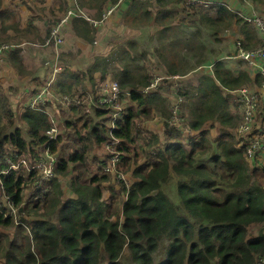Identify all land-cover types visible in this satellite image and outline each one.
I'll use <instances>...</instances> for the list:
<instances>
[{"label":"trees","instance_id":"trees-1","mask_svg":"<svg viewBox=\"0 0 264 264\" xmlns=\"http://www.w3.org/2000/svg\"><path fill=\"white\" fill-rule=\"evenodd\" d=\"M77 1L81 8L94 10L93 16L97 19L102 18L105 4L118 2ZM250 1L264 4V0ZM151 2L158 6L156 13L149 9L151 3L147 2L140 3L131 16L133 21L143 18L146 23L154 20L161 25L156 36L159 42L156 51L170 75L188 73L182 61L187 55L197 56V50L198 54L205 52L199 27L217 36L243 23L244 46L254 48L262 44L257 30L225 5L206 7L196 3L187 6L186 0ZM180 4L184 7L182 10L178 8ZM1 6L2 0L0 9ZM72 21L79 36L92 40L96 29L88 20L75 18ZM176 21L178 25L174 24ZM185 23L197 30H182L181 25ZM132 51L139 52V44L129 40L110 58L97 59L86 74L65 70L54 86L56 93L74 94L78 87L85 86L87 75L92 79L96 71L106 73L102 68L104 64L117 61L121 65L113 78L123 89L130 90V101L140 108L139 112L129 108L113 131L122 140L119 150L123 155L118 171L133 178V181L128 178V182H117V174L113 173L116 186H110L111 198L117 193L125 197L121 209L116 200L111 204L104 198L102 184L111 180L110 175L99 172L82 181V166L90 168L98 158L96 148L104 147L110 137L109 129L96 118L101 113L90 117L80 107L69 110L75 111L77 116L74 121L66 120L68 127H75L77 149L62 156L58 153L62 133L50 141L47 137L54 122L59 127L49 116L48 106L24 107L17 115L21 124L15 126L16 113L7 96L0 93L1 158L16 149L35 158L37 151L49 143L58 155L57 175H69L78 170L70 182V191L75 197L63 198L62 182L55 176L46 182L51 189L44 197L22 208L28 220L25 219L26 226L17 225L21 235L16 238L21 241H10L7 235L0 238V264H122L125 248L136 264H155V256L167 241L163 264H255L258 256H264V169L253 167L244 148L238 146L234 130L241 116L235 113L233 105L240 111L241 108L227 93L249 84L252 81L249 72L241 70L236 74L226 62L218 60L213 76L203 75L197 86L180 90L187 97L190 126L201 130L209 120L218 121L223 126L218 137L211 136L209 130H201L200 138L189 139L187 146L181 134L173 131L172 137L177 142L166 151L154 150L157 143L147 141L148 146L141 152L142 148L132 150L141 133L137 125L140 115L148 119L154 108L167 115V102L159 90L148 94L140 90L149 83L151 73L149 65L145 64L146 51L142 50L138 56ZM14 52L11 54L19 55ZM205 61V56L198 57L195 65ZM16 64L21 67V61ZM164 82L172 85L166 79ZM85 116L90 118L85 119ZM262 132L261 127L255 125L249 137ZM142 155L145 161L140 160ZM107 158L109 153L105 151L102 160ZM102 160H98V165ZM173 172L179 177L180 203L173 202L163 190V184L170 181ZM27 183L28 175L23 169L4 176L0 201L10 196L16 204H21L23 185ZM5 209L3 205L0 207V226H15L13 218L5 216ZM31 218L33 223H29ZM253 225L261 228L257 236L251 237L249 229Z\"/></svg>","mask_w":264,"mask_h":264},{"label":"crops","instance_id":"crops-1","mask_svg":"<svg viewBox=\"0 0 264 264\" xmlns=\"http://www.w3.org/2000/svg\"><path fill=\"white\" fill-rule=\"evenodd\" d=\"M147 2L151 3L149 9H151L153 13H156L158 6L155 3L151 2V0H124L122 4L113 12V14L109 18H107L99 28L96 29V33L92 37V40L79 36L75 31L74 21H72V23L68 24L63 30V44L43 45V42L48 36L51 24L56 21L54 17L58 16L53 14H62L68 6V1L2 0V6L0 9V28L3 36L6 35V37H0V43L13 42L9 40H16L14 41V43H16L18 47L15 49L14 53H19V55L16 56V54L12 55L10 53L8 62L2 68H0V93L5 94L8 100L9 98L11 99V96L14 97L16 95L17 99L19 100L16 106L18 115L19 112L24 111V107L28 106L30 97L34 93L42 89V87L50 81H52L51 86L53 88V92H55L54 86L57 83L58 78H61V76H63V72L65 70H71L76 73L86 74L91 68V66H93V64L97 62V59L110 58L113 52H115V50H117L120 46L125 45L126 42L129 40H134L139 44V52L132 51V54H136L138 56L142 50H146L148 54L149 52L152 53L153 47L154 50H156V48H159L158 40L152 41V38H155L157 36L159 30H161L162 28L161 25L155 22L154 20H151V22L146 23L147 21H145L143 18L135 19L133 21V17L131 16V13L135 12V8L140 3ZM227 2L231 4L234 8L238 9L240 12L244 13L245 15L254 12L251 6L244 5V0H231ZM37 3H39L42 8H38L34 12H32V10L27 7V5H38ZM110 5H112L111 2L105 4L104 10H106ZM178 8L182 10V8L184 7L180 4ZM16 11L17 15L15 14ZM257 11L256 12L259 13V10ZM90 13L93 16L95 14V11H90ZM15 15L17 18L15 17ZM13 17L16 19L15 21L11 22L10 19ZM3 18L6 20H3ZM178 23L179 22L176 21V23L174 24L178 25ZM222 32L217 35L219 39H221L220 35L222 34ZM171 35H173V33ZM241 36H243V33L238 28V38ZM148 38H150L151 40L145 42V40ZM203 38L204 40H207V37L205 38V36H202L201 42L204 45ZM32 42H40L41 44L39 45L41 46H32ZM210 43H215L214 39L213 41H210ZM235 44L236 40H234L232 43H227L224 40L220 43V46H216V52L211 51L212 47L210 46L205 47L206 61L201 63L197 67L191 69L188 73L180 75V80L182 84L181 89L185 87L193 88L194 86H197L200 78L203 75L213 76L214 64L218 60L226 62L227 66L231 68L236 74L239 73L241 70H247L252 78V81L247 85L250 86L252 89L257 90L260 95V103L256 114L255 125H259L261 127V130L263 131L262 134H264V60L261 61V70L247 67L246 63L243 60L229 59L227 55L231 53L234 54L236 51ZM155 53L157 55V51ZM56 55H58L60 58H63L62 61L59 60L60 63H65L61 64L63 67L62 72L57 75H54L51 68L49 69L45 65V62L48 58ZM30 59H32V61H36L38 64L40 60H42L41 66L38 65L37 68L33 66H26V68L23 67V63L25 64L26 60L29 61ZM20 61L21 67H18L16 63H19ZM145 62V64L150 66V64L155 62V58L153 56L147 55ZM160 64L166 70L164 65H162L161 60ZM102 68L106 71V73L96 71L93 74L92 79H90L87 75L85 80V86L83 88L78 87V92H83L87 95L92 96L98 86L107 82L115 81L113 76L122 67L119 62L113 61L110 64H104ZM20 78L22 79L19 80ZM159 92L163 98H166L167 107L165 106V108L167 115H164L162 112H159L156 108H154L150 118L147 119L146 117L140 115V119L143 122V129L147 132V137L145 138V140L148 141L150 139L149 142H153V144L157 143L155 146H158L163 151H166L165 144H169L170 146H172L177 142V139L171 136L172 134L169 132L167 123V117L170 115L169 104L171 102L173 93L171 86L168 84V82H164ZM227 93L231 94L232 96L234 95L233 91H227ZM129 96L130 92L126 90V92H124L123 94V103L125 108L127 110H129V108H132L136 112H139V106L136 102H131ZM9 103L11 104L10 100ZM185 103L183 104L184 113L189 119L188 113L185 109ZM47 106L48 107L46 109L49 112V116L58 124L63 114L70 115L69 113H72L75 116V111H69L60 108L55 101L50 100ZM80 108L86 110L87 115H90V117L95 116V114L98 112L101 113L99 116L97 114L96 118L102 121L106 128L110 129L112 124V112L110 111V108L108 106L103 105L100 108H94L92 105L87 103ZM239 116H241L242 119L241 113L239 114ZM4 122H6L5 119ZM222 128L223 126L218 121L209 120L201 130H209L211 136L216 138L220 135ZM201 130H194L191 136L185 137L180 135L184 144L189 146V139L198 140L200 138ZM141 135L142 133H140L137 137L132 150L135 148H142L141 152H143L145 147L148 146L146 143L137 144L139 142L138 139ZM95 155H97L98 158L96 161H93L90 166L92 176L99 174L98 160H102L105 155L103 145L96 148ZM140 160L145 161V155H142ZM252 164L253 167L264 169V154H261V156L258 157L255 162H252ZM173 174V180L178 184L179 177L178 180H176L177 175H175L174 172ZM69 175H71V173ZM108 175H110L111 180L102 184L104 192L106 189L110 191V186H116L114 174L111 173ZM56 176H58L60 179V177H67L68 175ZM128 178L133 181V178L130 175H125V180L127 182ZM117 182H120L118 177ZM62 185L64 190V199L75 197L74 194L70 191V186L67 187V182L63 181ZM126 249L127 248H125V253L127 251Z\"/></svg>","mask_w":264,"mask_h":264},{"label":"built area","instance_id":"built-area-1","mask_svg":"<svg viewBox=\"0 0 264 264\" xmlns=\"http://www.w3.org/2000/svg\"><path fill=\"white\" fill-rule=\"evenodd\" d=\"M124 0H118L117 3L110 5L102 14V18L97 19L92 16L91 13H87L84 8H81L77 0H68V6L63 12L62 16L56 20L50 27L48 36L43 42V45H60L64 42L63 30L65 25H68L75 18H84L90 22L95 28H99L104 21L109 18L113 12L122 4ZM156 1V0H153ZM217 0H186V5L199 3L207 6L208 4H214ZM244 22L250 23L258 32L262 40V44L254 48H246L244 46L245 39L238 38L236 40V51L229 56L232 60H243L246 66L252 69H261V61L264 60V16L256 11L245 15L244 13H238ZM39 45V44H35ZM18 45L14 42H2L0 43V68H2L7 62V57L14 51ZM54 75L59 74L62 71V65L59 62V58L47 62ZM160 68L152 67L151 78L149 83L144 85L140 90L145 93H152L160 90L163 81L166 79L172 82V99L169 104L170 115L167 117V123L169 132H179L182 136H191L194 129L189 124V119L184 113L183 104L186 102L184 94L180 93L182 88L181 76L167 74L166 70L159 63ZM165 70V72H164ZM264 72V71H263ZM20 78L19 80H21ZM52 81L47 83L34 93L29 100V107L33 109L41 108V105L45 106L50 100L55 101L65 110H71L75 107H82L89 103L94 108H100L101 106H108L112 112V124L109 129L110 137L104 144V150L109 153V158L102 160L98 167L99 172L105 174L116 173L119 181L125 180V174L118 171V166L122 161L123 152L119 150V146L122 143L120 138H117L113 131L117 129L118 122L123 120L128 110L123 103V94L125 89L117 81H111L98 86L92 96L83 92H77L74 94L69 93H55L52 88ZM233 102L241 108L242 119L235 129L236 136L238 138V146L243 147L246 157L250 162H255L261 154H264V134H254L249 137L256 123V114L260 103L259 92L252 89L250 86L245 85L238 89L232 90ZM130 92V90H128ZM138 128L141 129L142 135L138 139L137 144L146 141L147 132L143 129V122L141 119L137 122ZM60 129L58 125L54 124L48 129L47 137L49 141L57 139ZM172 136V135H171ZM169 144H165L166 149ZM160 149L155 146L154 150ZM15 150V149H14ZM17 150V149H16ZM12 154L6 155L4 158L0 157V184L2 178L9 175L12 171H26L28 175V183L23 185V188L29 186L31 188V200L42 198L46 192L51 188L46 182H50L57 175L56 167L58 165L57 152L52 151L49 143L42 146L41 150L37 151V157L30 158L28 155L22 154L18 151ZM152 150V152H154ZM23 192V190H22ZM23 197V195H22ZM32 202V201H31ZM30 203V202H29ZM25 199L21 204H16L10 196H5L0 201V207L3 205L5 209V216L11 217L14 220L15 225H25V219L28 217L25 210ZM2 211V210H0ZM255 264H264V256H258Z\"/></svg>","mask_w":264,"mask_h":264},{"label":"rangeland","instance_id":"rangeland-1","mask_svg":"<svg viewBox=\"0 0 264 264\" xmlns=\"http://www.w3.org/2000/svg\"><path fill=\"white\" fill-rule=\"evenodd\" d=\"M41 1V0H39ZM219 2L217 3H214L216 5H225L227 6L228 9H230L232 12H234L235 14L239 15L238 13L240 12L238 9L234 8L231 4H229L227 1H231V0H217ZM242 1V0H241ZM38 5H27V7H29L30 10H32V12H34L36 9L38 8H42L39 3H37ZM214 4H208L206 7H211L213 6ZM253 6H252V5ZM244 5L245 6H251L253 8L254 11H257L259 10V13L262 14L264 16V4H255V3H252L250 0H244ZM86 11H88L87 13L89 14L90 13V10H87L85 9ZM258 12V11H257ZM242 13V12H241ZM15 14L17 15V11L15 12ZM60 13H54L53 15H58L56 17H54L55 20H58L62 14ZM15 15V17H16ZM17 18V17H16ZM16 18H11V22L15 21ZM67 25H65L66 27ZM182 30L186 31V32H191V31H196L197 29L195 27H190L187 25V23L185 24H182ZM239 26V27H238ZM243 26V23L239 24V25H234L232 26L230 29L228 30H225L224 32H222V34L220 35L221 39H219L216 35H214V33H210L208 30H206L205 27H199V29L201 30V32L203 33V37L205 36V38L207 37V40H204V46L207 47V46H210L212 47V50L213 52H216V46H220V43L222 41H226L227 43L228 42H233L234 40H237L238 38V28L240 31L241 28ZM65 29V28H64ZM191 30V31H190ZM179 37L181 36L180 34L178 35ZM0 37L1 38H5L6 35L3 36L2 34V31H1V28H0ZM230 37V38H229ZM211 38V39H210ZM240 38H243V36H241ZM215 41V43L211 44L210 41ZM151 39L148 38L145 40L146 41H150ZM154 40H157V37L155 38H152V41ZM3 41H6V40H3ZM9 41H16V40H9ZM142 42V40H141ZM35 43H38V44H41L40 42H32V46H41V45H35ZM153 52H147V55L149 56H153L155 58V62L150 64L149 68H150V73H151V69L152 67H156L157 68H160V66L158 65V63L160 64V59L159 57H157L156 55V50H154V47H153ZM203 52V51H202ZM197 54L198 57H201V56H205V52L203 53H200L198 54V50L195 52ZM232 54V53H231ZM231 54H228L227 56H231ZM197 56H192V55H187L186 57V60H183L182 61V64L186 66V68L188 69L187 72H189L191 69L197 67L198 65H195L198 57ZM55 58H59L60 61H62L63 58H60L58 55L56 56H53V57H50L46 60L45 62V65L50 69L49 65L47 64V62H50L52 60H54ZM9 59V57H7V60ZM150 60V59H149ZM232 60V59H231ZM151 62V61H150ZM65 62H62L61 64H64ZM42 64V60H40L39 64L36 62V61H32V59H30L29 61L26 60V63L24 64L23 63V67L26 68V66H33L35 68H37V66H41ZM161 65V64H160ZM193 65V66H191ZM62 72V71H61ZM60 72V73H61ZM9 100L11 101V105H12V109H14V112L16 113V118H15V125H20V121L17 117V109H16V106H17V102L19 101L16 97V95L14 97L11 96V99L9 98ZM8 100V101H9ZM60 108H62L60 105H58ZM186 103H185V109H186V112L188 113V117L190 118V115H189V111H188V108H186ZM59 108V109H60ZM233 110L235 111V113L237 114H240V109H238L236 106L233 105ZM68 112V111H66ZM80 113V112H79ZM70 115H67V114H63L60 121H59V124H60V132L62 133V140L61 142L59 143V146H58V152L60 155H64V156H68L70 153L74 152L76 149H77V143H76V138L77 136H75V127L71 126V127H68L66 125V120H76L77 119V116L72 113H69ZM81 115V114H79ZM82 118V116H80ZM84 119V117H83ZM85 119H89L87 116H85ZM147 141V140H146ZM146 141H143L142 144L146 143ZM150 141V139L148 140ZM94 156V154H93ZM97 156V155H95ZM204 160H208V157H204L203 158ZM83 168V176H82V181L86 178V177H91L92 176V173H91V170L90 168H87V167H84L82 166ZM78 170H74L71 173V175H68L67 177H60V180L61 182H67V187L70 186V181H71V178L75 176V174H77ZM174 175V174H173ZM176 175V174H175ZM176 177V176H175ZM176 180H178V176L176 177ZM178 184L177 182H175L173 180V177L170 179V181L166 182L163 184V190L166 192V194L170 197V199L175 202V203H180V197H179V194H178V188H177ZM22 195H23V199H25V202L26 203H29L31 202V188L29 186H26L23 188V192H22ZM104 198L111 204H113V201L116 200L117 204L120 205V209H121V203L124 199L123 195L121 193H117L115 195L114 198H111V192L106 189L105 192H104ZM26 205V204H25ZM29 223H33V218H31V220H29ZM260 228L261 226L260 225H253L250 227L249 229V234L251 237L253 236H257L260 232ZM21 233L18 231V228H17V225L15 226H11V227H2L0 226V238L3 236V235H7L10 239V241L12 240H16V241H21V239L17 237V235ZM168 244V241L163 243L161 245V251L155 256V264H163L165 261H166V255H165V250H166V246ZM125 255V256H124ZM123 255V257L121 258V262L122 264H136L133 260H132V257L130 255L127 254V251L126 253Z\"/></svg>","mask_w":264,"mask_h":264},{"label":"clouds","instance_id":"clouds-1","mask_svg":"<svg viewBox=\"0 0 264 264\" xmlns=\"http://www.w3.org/2000/svg\"><path fill=\"white\" fill-rule=\"evenodd\" d=\"M51 27V26H50ZM2 43V42H1Z\"/></svg>","mask_w":264,"mask_h":264}]
</instances>
